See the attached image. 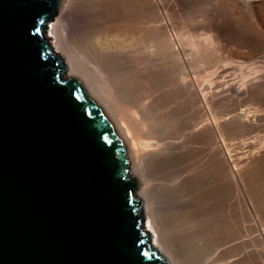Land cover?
<instances>
[{
  "label": "bare ground",
  "instance_id": "bare-ground-1",
  "mask_svg": "<svg viewBox=\"0 0 264 264\" xmlns=\"http://www.w3.org/2000/svg\"><path fill=\"white\" fill-rule=\"evenodd\" d=\"M44 37L117 134L165 264H264V0H57Z\"/></svg>",
  "mask_w": 264,
  "mask_h": 264
},
{
  "label": "water",
  "instance_id": "water-1",
  "mask_svg": "<svg viewBox=\"0 0 264 264\" xmlns=\"http://www.w3.org/2000/svg\"><path fill=\"white\" fill-rule=\"evenodd\" d=\"M57 0H0V264H165L122 144L44 37Z\"/></svg>",
  "mask_w": 264,
  "mask_h": 264
},
{
  "label": "rangeland",
  "instance_id": "rangeland-1",
  "mask_svg": "<svg viewBox=\"0 0 264 264\" xmlns=\"http://www.w3.org/2000/svg\"><path fill=\"white\" fill-rule=\"evenodd\" d=\"M262 174L264 175V170H262ZM262 174H261L262 177L260 176V177H261L260 180L263 179L261 182L264 183V182H263V181H264V176H263ZM249 210H250V209H249ZM262 213H264V211H262ZM248 215H249V216H248ZM248 215H247L248 218H264V214H261V213H260V215H258V214L256 215V214H253V213H252V210L249 211ZM250 215H251V216H250ZM247 216H246V218H247ZM256 216H257V217H256ZM260 216H261V217H260Z\"/></svg>",
  "mask_w": 264,
  "mask_h": 264
}]
</instances>
